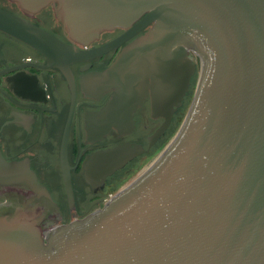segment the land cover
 I'll return each instance as SVG.
<instances>
[{
  "label": "water",
  "instance_id": "water-1",
  "mask_svg": "<svg viewBox=\"0 0 264 264\" xmlns=\"http://www.w3.org/2000/svg\"><path fill=\"white\" fill-rule=\"evenodd\" d=\"M9 1L29 12L55 7L83 46L102 31L128 30L82 50L0 8V31L65 75L70 61L133 38L83 84L92 98L112 92L91 118L95 140L130 132L149 93L151 116L163 119L151 145L197 80L182 122L153 161L82 219L59 224L60 208L37 175L0 153V264H264V0ZM142 152L124 144L93 154L87 180L102 184ZM63 179L71 206L66 170Z\"/></svg>",
  "mask_w": 264,
  "mask_h": 264
},
{
  "label": "flooded vegetation",
  "instance_id": "flooded-vegetation-1",
  "mask_svg": "<svg viewBox=\"0 0 264 264\" xmlns=\"http://www.w3.org/2000/svg\"><path fill=\"white\" fill-rule=\"evenodd\" d=\"M0 8L82 50L99 48L128 31L125 28L102 31L83 46L69 37L53 6L29 12L15 2L0 0ZM132 39L90 59L70 61L69 73L65 75L59 68L49 66L40 52L0 31V153L7 161L27 164L37 175L60 208L59 224L82 219L102 208L127 179L151 163L160 151L161 140L183 114L182 122L192 100L197 75L192 78L168 129L151 145L149 139L163 119L151 116L149 93L132 114L134 127L130 132L118 134L111 130L101 139L91 137V118L111 100L112 92L92 98L83 84L91 80L92 74L109 68ZM124 144L131 148L141 146L145 152L133 154L102 184L92 177L89 182L85 166L91 156ZM63 170L70 176L71 206L65 193Z\"/></svg>",
  "mask_w": 264,
  "mask_h": 264
},
{
  "label": "trees",
  "instance_id": "trees-1",
  "mask_svg": "<svg viewBox=\"0 0 264 264\" xmlns=\"http://www.w3.org/2000/svg\"><path fill=\"white\" fill-rule=\"evenodd\" d=\"M182 116H183V114L177 119V121L167 131L165 137L161 140V142L159 144V148H158L159 150H161L165 146V144L170 140V138L174 135L177 128L179 127Z\"/></svg>",
  "mask_w": 264,
  "mask_h": 264
}]
</instances>
